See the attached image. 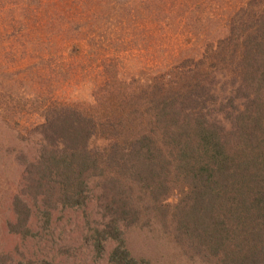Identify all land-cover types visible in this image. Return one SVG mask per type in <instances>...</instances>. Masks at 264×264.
Instances as JSON below:
<instances>
[{"label": "trees", "instance_id": "1", "mask_svg": "<svg viewBox=\"0 0 264 264\" xmlns=\"http://www.w3.org/2000/svg\"><path fill=\"white\" fill-rule=\"evenodd\" d=\"M176 70L140 93L95 95L96 106L106 105L98 114L49 108L41 135L58 148L32 173L35 198L52 182L47 197L86 207L95 200L90 179L102 178L108 220L89 238L100 250L118 243L114 264H147L129 254L121 226L148 211L215 264H264V0L241 6L227 35ZM218 74L232 76L224 96L216 95ZM49 163L56 176L43 170ZM19 214L27 222L28 206Z\"/></svg>", "mask_w": 264, "mask_h": 264}, {"label": "rangeland", "instance_id": "2", "mask_svg": "<svg viewBox=\"0 0 264 264\" xmlns=\"http://www.w3.org/2000/svg\"><path fill=\"white\" fill-rule=\"evenodd\" d=\"M249 1L0 0V264H114L118 243L107 240L100 250L89 238L108 220L102 178L90 179L95 200L86 207L64 205L52 192L47 197L52 182L35 198L39 179L32 173L51 145L58 148L41 135L47 110L70 106L98 114L106 105L96 106L95 95L119 99L168 80L210 39L227 35L229 20ZM221 75L217 96L227 93L232 78ZM49 167L43 170L56 176ZM27 206L24 222L19 210ZM141 215L121 226L124 246L138 261L215 264L186 247L161 213Z\"/></svg>", "mask_w": 264, "mask_h": 264}]
</instances>
